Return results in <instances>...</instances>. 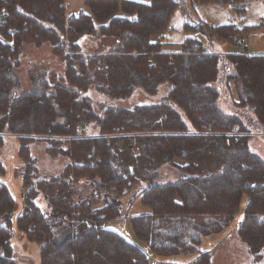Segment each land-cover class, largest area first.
<instances>
[{"label": "trees", "instance_id": "obj_1", "mask_svg": "<svg viewBox=\"0 0 264 264\" xmlns=\"http://www.w3.org/2000/svg\"><path fill=\"white\" fill-rule=\"evenodd\" d=\"M189 1L229 5L241 15L250 0ZM64 9V0H0V150L14 138L22 197L15 228L38 247V263L150 264L139 245L108 226L127 218L156 256H192L158 264H212L231 230L252 255L248 264H264V159L250 145L254 135L264 140V52L249 54L244 46L219 54L214 47L217 31L264 30V15L238 30L195 20L185 0H85L77 14ZM177 10L187 20L169 59L163 45ZM85 35L119 42L85 56ZM237 40L244 45L245 38ZM27 42L49 45L64 69L37 70L31 88L17 94L14 68ZM162 85L165 100L131 108L102 104L98 111L90 96L93 89L123 99L139 88L153 96ZM223 88L229 99L218 100ZM32 142H45L53 159H69L59 175L40 177ZM165 164L179 178L156 183ZM6 173L0 160V264H15L16 203L1 181ZM140 182L147 187L133 193ZM39 194L48 213L35 201ZM136 200L151 213L128 216L124 204Z\"/></svg>", "mask_w": 264, "mask_h": 264}, {"label": "rangeland", "instance_id": "obj_2", "mask_svg": "<svg viewBox=\"0 0 264 264\" xmlns=\"http://www.w3.org/2000/svg\"><path fill=\"white\" fill-rule=\"evenodd\" d=\"M185 1L188 9L190 10V13L192 14V16H194L195 20L202 21L208 26H216L222 23H229L234 24V26H236L237 28L241 27V29L238 30H242V26L244 25L257 24L260 21V18L264 15V0H250L248 2V5L246 6L245 13L241 15L234 12V10L229 5L211 2L209 4H196L191 7L190 1ZM64 2L65 13L67 12V7L69 5L75 7L76 5L82 4V0H64ZM83 6L85 8V0L82 7ZM58 9L59 7L57 8V11ZM186 20L187 19L184 17L182 11L177 10L172 18V26L174 27L175 31L170 34V37L167 38V41L169 40V43H167L165 40V43L163 45L164 51L179 50V44L181 39L183 38L181 28ZM217 32L218 36H216V38L218 41H215L214 47L216 46L215 51L219 54H225L223 49H225V51L227 52H237L238 49L240 50V48H244V46H246V52L249 54H259L264 52V30L262 29H245L243 31H237L231 35H227L225 30ZM213 35H215V32H213ZM232 35L235 36L234 39L231 38ZM239 37L245 38L244 45L241 43L239 44V40H237L239 39ZM102 39L105 40L106 47H103L100 43V40ZM79 45L80 52L83 55L87 56L100 52L86 53L83 50L106 49L111 51L114 50L118 45V40L110 35L101 37L85 35L79 39ZM20 52L19 63H17V68H14L16 76L18 78V90L16 92L17 94L31 88L29 76L37 72V70L42 71L43 69H46L53 72H62V70L64 69L63 61L56 58L51 51V47L45 43L36 47L34 43L27 42L26 44H23ZM171 54L172 53H169V59H172ZM149 61L153 65L156 64V61L153 58H150ZM35 64L40 65L36 66L35 68ZM223 90L224 91L222 95L219 96L218 100L229 99L230 93L228 89L223 88ZM167 91L168 86L162 85L156 95L150 96L139 88L135 89L130 97L123 99H111L104 97V95L99 94L92 89L90 91V96L95 110L99 111L102 104L106 106L112 105L120 108H131L137 104L159 103L165 100ZM260 135L261 134L254 135L251 138L250 145L252 149L259 155H261V157L264 159V140L260 137ZM16 147L17 144L14 138H9L5 141V147L0 150V160L7 167V173L4 177L1 178V181L9 187L16 203V207L12 215L13 224L11 228L13 233L12 245L14 247V250L17 252L15 264H39L38 247L22 237V235L15 228L16 218L22 208V197L20 190L21 177L19 169H17L21 166V162L16 157ZM45 147V142H32L30 144L31 156L36 160V167L40 177L57 176L61 173L63 167L69 162V159L67 157H58L53 159L46 153ZM177 178H179V171L175 167H170L169 165L165 164L158 170V175L155 182H169L174 181ZM85 186V184L80 185V188H82L84 191L83 195L86 194V191L84 189ZM146 187L147 184L145 182L137 183L134 186L133 193H139ZM125 200L126 198L123 199V202H125ZM35 201L41 208V210H43L45 213L49 212L47 202L42 194H39ZM124 206V212L127 211L128 216L151 213L150 208L140 204L139 200H136L131 207H128L126 203L124 204ZM108 226L114 228V230L119 232L126 240L139 245L147 254L150 264H158L159 262L182 263L190 260L192 257L176 256L165 258L156 256L149 251L145 243L135 238L127 218H122L118 221L110 222ZM232 228H234V226ZM230 232L231 236L227 240L222 238L223 241L220 244L216 245L212 264H248L253 262V257L247 251L246 246L238 239V237L232 230ZM222 239H216L215 242H218ZM202 249L207 248L202 247ZM262 254L263 260L261 261V263H264V250Z\"/></svg>", "mask_w": 264, "mask_h": 264}, {"label": "crops", "instance_id": "obj_3", "mask_svg": "<svg viewBox=\"0 0 264 264\" xmlns=\"http://www.w3.org/2000/svg\"><path fill=\"white\" fill-rule=\"evenodd\" d=\"M134 1H138V2H141V3H149L150 2V0H134ZM83 2H84V0H82V4L76 5L75 7H72L71 5H69L67 7V12L66 13L68 15H71V14H77L79 11H81L83 9L85 10L84 6L82 7ZM167 42L169 43V40ZM100 43L102 44L103 47H106L105 40L104 39L100 40ZM83 51L86 52V53H92V52H103V53H107V51H109V50H106V49H93V50H83ZM223 51L225 53H227L225 50H223ZM165 52L174 53V52H177V51H165Z\"/></svg>", "mask_w": 264, "mask_h": 264}]
</instances>
